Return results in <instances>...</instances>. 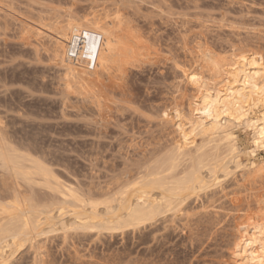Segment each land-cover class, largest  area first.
Segmentation results:
<instances>
[{"label":"rangeland","instance_id":"1","mask_svg":"<svg viewBox=\"0 0 264 264\" xmlns=\"http://www.w3.org/2000/svg\"><path fill=\"white\" fill-rule=\"evenodd\" d=\"M206 48L220 59L233 50L264 54V0H0V139L47 163L61 188L112 199L182 145L180 119L197 123L182 70L202 68L210 78ZM263 112L260 103L247 118ZM220 121L238 136L241 160L264 161L251 127ZM212 134L196 135L199 151L224 144ZM230 166L181 212L138 229L80 228L71 211L56 214L55 226L38 229L3 264H230L239 222L264 218V171ZM35 192L47 205L61 199L39 185Z\"/></svg>","mask_w":264,"mask_h":264},{"label":"bare ground","instance_id":"2","mask_svg":"<svg viewBox=\"0 0 264 264\" xmlns=\"http://www.w3.org/2000/svg\"><path fill=\"white\" fill-rule=\"evenodd\" d=\"M214 56L213 50L206 48L202 53L203 59L200 58L211 60L208 68L210 78L204 75L202 68L182 70L187 84L195 90L192 112L197 121L187 122L189 127L182 119L177 123L176 130L182 138V145L162 153L145 168L142 175L126 182L112 199H91L90 195L87 198L72 189L61 188L58 177L47 163L21 150L11 140L7 142V139L1 138L4 141L0 139V171L7 173V180L10 178L11 184L8 191L5 189L7 192H0V264L7 262L15 246L31 241L38 229L44 231V226L54 225L52 219L56 214L61 217L71 211L80 228L108 231L130 227L138 229L142 225L155 223L167 212H181L189 198H199L200 192L219 185L220 173H227L232 163L250 167L255 173L264 171V161L247 164L240 159L242 150L238 136L220 121L224 116L233 118L239 125H248L253 131L254 147L264 148V112L256 118H247L253 107L264 104V54L233 50L222 59ZM174 111L175 116L183 118L181 110ZM164 112L165 117L170 118L168 111ZM208 122L213 126L211 130L207 128ZM199 132L219 135L224 144L217 143L199 151L200 146L195 145ZM193 146L197 153H192ZM256 151L254 149L251 155ZM0 176L7 177L2 172ZM36 185L59 193L61 199L57 200L56 205H47L43 201L46 199L41 197V201L37 197ZM233 242L230 264H264V218L241 220ZM113 261L114 264L122 263Z\"/></svg>","mask_w":264,"mask_h":264}]
</instances>
